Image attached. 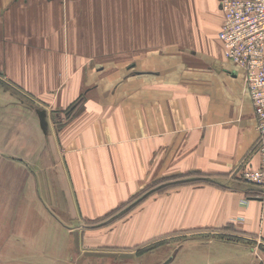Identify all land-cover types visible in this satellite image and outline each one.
Instances as JSON below:
<instances>
[{
  "label": "crops",
  "instance_id": "crops-1",
  "mask_svg": "<svg viewBox=\"0 0 264 264\" xmlns=\"http://www.w3.org/2000/svg\"><path fill=\"white\" fill-rule=\"evenodd\" d=\"M222 23L218 0H0V160L32 178L49 227L100 219L150 181L199 173L208 184L139 209L129 242L154 227L210 229L264 255V202L239 176L260 167L258 119ZM5 82L37 104L11 102Z\"/></svg>",
  "mask_w": 264,
  "mask_h": 264
},
{
  "label": "rangeland",
  "instance_id": "rangeland-1",
  "mask_svg": "<svg viewBox=\"0 0 264 264\" xmlns=\"http://www.w3.org/2000/svg\"><path fill=\"white\" fill-rule=\"evenodd\" d=\"M7 85L14 96L11 102L37 104L5 82L6 89ZM81 102L82 98L72 108ZM71 115L59 116L56 123L65 125ZM9 142L15 145V141ZM3 151L0 147V155ZM18 167L17 159L10 158L9 163L0 160V264H166L173 257L169 264H264V255L254 241L224 231L169 229L159 233L154 227L153 236L144 243L129 242V223L139 209L186 184H208L199 173L150 181L127 203L100 219L72 220L54 228L49 227L44 212L37 210L38 196L31 194L32 178L24 177ZM27 225L35 227L30 234L26 233ZM243 241L249 248L238 244Z\"/></svg>",
  "mask_w": 264,
  "mask_h": 264
},
{
  "label": "built area",
  "instance_id": "built-area-1",
  "mask_svg": "<svg viewBox=\"0 0 264 264\" xmlns=\"http://www.w3.org/2000/svg\"><path fill=\"white\" fill-rule=\"evenodd\" d=\"M223 13L219 39L225 58L245 71V86L258 119L260 167L239 173L264 202V0H218Z\"/></svg>",
  "mask_w": 264,
  "mask_h": 264
},
{
  "label": "water",
  "instance_id": "water-1",
  "mask_svg": "<svg viewBox=\"0 0 264 264\" xmlns=\"http://www.w3.org/2000/svg\"><path fill=\"white\" fill-rule=\"evenodd\" d=\"M174 258V257H173ZM173 258L172 259H170L166 264H169L172 260H173Z\"/></svg>",
  "mask_w": 264,
  "mask_h": 264
},
{
  "label": "bare ground",
  "instance_id": "bare-ground-1",
  "mask_svg": "<svg viewBox=\"0 0 264 264\" xmlns=\"http://www.w3.org/2000/svg\"><path fill=\"white\" fill-rule=\"evenodd\" d=\"M257 116V115H256Z\"/></svg>",
  "mask_w": 264,
  "mask_h": 264
}]
</instances>
